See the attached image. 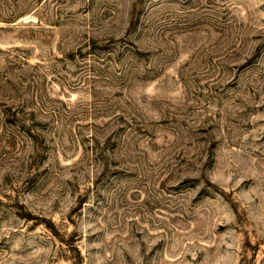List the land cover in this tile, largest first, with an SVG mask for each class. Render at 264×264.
Returning <instances> with one entry per match:
<instances>
[{"label": "rangeland", "instance_id": "rangeland-1", "mask_svg": "<svg viewBox=\"0 0 264 264\" xmlns=\"http://www.w3.org/2000/svg\"><path fill=\"white\" fill-rule=\"evenodd\" d=\"M0 264H264V0H0Z\"/></svg>", "mask_w": 264, "mask_h": 264}]
</instances>
